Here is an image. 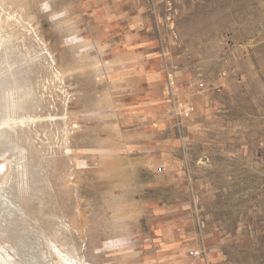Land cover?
Instances as JSON below:
<instances>
[{
  "label": "rangeland",
  "instance_id": "rangeland-1",
  "mask_svg": "<svg viewBox=\"0 0 264 264\" xmlns=\"http://www.w3.org/2000/svg\"><path fill=\"white\" fill-rule=\"evenodd\" d=\"M142 8L195 108L159 137L107 5L0 0V264H264V0Z\"/></svg>",
  "mask_w": 264,
  "mask_h": 264
},
{
  "label": "crops",
  "instance_id": "crops-1",
  "mask_svg": "<svg viewBox=\"0 0 264 264\" xmlns=\"http://www.w3.org/2000/svg\"><path fill=\"white\" fill-rule=\"evenodd\" d=\"M146 2L147 0H83L84 5L94 3L108 6L101 17L102 33L112 38L110 32L117 31L120 49L114 58L111 57L107 61V67L115 69L111 77L119 86L140 81L145 87L143 90L154 92L155 95L145 98L143 96L141 101H135L130 105L128 116L133 119V123L141 132L159 137L173 128L172 120L190 118L193 112L188 117H184L175 110L177 103L190 101L187 99V94L178 91L174 77L171 84H168L161 52L146 42L150 35L149 14L144 12L145 8H142ZM115 5L118 8L115 9ZM160 88L162 95L157 93ZM144 127H148V130ZM162 169L163 167H156L154 171L158 174ZM178 261L177 264H183L181 262L183 260Z\"/></svg>",
  "mask_w": 264,
  "mask_h": 264
},
{
  "label": "built area",
  "instance_id": "built-area-1",
  "mask_svg": "<svg viewBox=\"0 0 264 264\" xmlns=\"http://www.w3.org/2000/svg\"><path fill=\"white\" fill-rule=\"evenodd\" d=\"M172 81L171 75L168 74V84L170 85ZM175 110L177 111V113L181 114L184 117H188L194 110V106L192 103L190 102H179L177 103V106L175 108ZM191 257H195V258H203V249L202 248H195L193 250H190L189 252Z\"/></svg>",
  "mask_w": 264,
  "mask_h": 264
},
{
  "label": "bare ground",
  "instance_id": "bare-ground-1",
  "mask_svg": "<svg viewBox=\"0 0 264 264\" xmlns=\"http://www.w3.org/2000/svg\"><path fill=\"white\" fill-rule=\"evenodd\" d=\"M4 260V259H3Z\"/></svg>",
  "mask_w": 264,
  "mask_h": 264
}]
</instances>
